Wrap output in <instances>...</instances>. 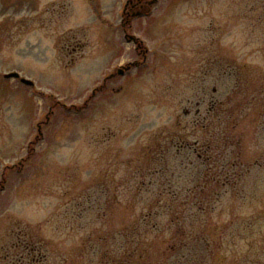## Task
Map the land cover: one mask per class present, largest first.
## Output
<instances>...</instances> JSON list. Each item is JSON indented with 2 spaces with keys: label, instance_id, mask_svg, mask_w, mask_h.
<instances>
[{
  "label": "rangeland",
  "instance_id": "374dc122",
  "mask_svg": "<svg viewBox=\"0 0 264 264\" xmlns=\"http://www.w3.org/2000/svg\"><path fill=\"white\" fill-rule=\"evenodd\" d=\"M128 1L0 0V264H264V0Z\"/></svg>",
  "mask_w": 264,
  "mask_h": 264
},
{
  "label": "trees",
  "instance_id": "16d2710c",
  "mask_svg": "<svg viewBox=\"0 0 264 264\" xmlns=\"http://www.w3.org/2000/svg\"><path fill=\"white\" fill-rule=\"evenodd\" d=\"M213 141L211 142H208L206 140L205 144H201V149H202V154L200 155L201 157H203L202 155L206 154V157H207V162H208V166L206 168V170L204 172H201L199 175H198V181L196 183L195 186L199 187L200 189L204 190V189H207L208 187L212 188V186L216 185V186H221L222 183L223 184H226L227 183V180L229 179V176L224 174L225 172H223V170H225L224 166L223 167L221 166V162L222 160L221 157L224 155V147L226 145V143L222 144V142L219 143V140H218V137H214L213 136ZM226 141L227 138H224ZM223 140V139H222ZM215 143H219L220 144V147L221 149H219L217 152L218 153H214L215 152L214 150H212V144H215ZM218 148V147H217ZM227 148V147H226ZM217 154L215 157H217L216 160H212V157H214V155ZM213 161V162H211ZM213 163L215 169L213 170V168L210 166V164ZM225 176H223V174ZM226 179V180H225ZM200 190L197 192L199 193ZM169 194V197H170V201H174L175 199L178 198V192L177 191H174V190H171L168 192ZM188 193H192V192H188ZM194 193V192H193ZM216 200V199H215ZM213 200V201H215ZM211 197H210V200H208L209 204H211ZM195 204L198 205V207L200 209L202 208H205V205H206V199L204 197H199L198 200L195 201ZM153 215L152 212H148V214H145L144 215V219H148V218H151ZM124 263H127L124 262Z\"/></svg>",
  "mask_w": 264,
  "mask_h": 264
},
{
  "label": "flooded vegetation",
  "instance_id": "af4514ba",
  "mask_svg": "<svg viewBox=\"0 0 264 264\" xmlns=\"http://www.w3.org/2000/svg\"><path fill=\"white\" fill-rule=\"evenodd\" d=\"M156 0H130L129 4L127 5L125 10H130L132 13L131 14H142L144 11L148 10L150 5H152ZM127 39L134 41L138 44L137 49L142 46L141 41L137 37H133L131 35L127 34ZM140 41V42H139ZM147 51V50H144ZM134 62L129 61L126 64H121V67L118 68V72H120V69L124 70V73H126L128 70L131 69L132 64ZM135 63H139L138 61Z\"/></svg>",
  "mask_w": 264,
  "mask_h": 264
},
{
  "label": "water",
  "instance_id": "95a60500",
  "mask_svg": "<svg viewBox=\"0 0 264 264\" xmlns=\"http://www.w3.org/2000/svg\"><path fill=\"white\" fill-rule=\"evenodd\" d=\"M123 70H121L122 72ZM20 74L17 73V72H12V73H9V74H6V77H19ZM22 82L26 83V84H29V85H32L33 82L31 80H28L26 78H22Z\"/></svg>",
  "mask_w": 264,
  "mask_h": 264
}]
</instances>
